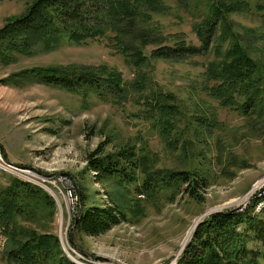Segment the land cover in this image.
<instances>
[{
  "label": "rangeland",
  "instance_id": "1",
  "mask_svg": "<svg viewBox=\"0 0 264 264\" xmlns=\"http://www.w3.org/2000/svg\"><path fill=\"white\" fill-rule=\"evenodd\" d=\"M33 1L0 0V28L8 18L23 14ZM163 4L164 13L154 14L153 22L169 38L164 45L173 46L177 41L174 37L181 36L187 45L200 46L192 26L204 16V0H163ZM228 19L250 56L264 61V13L256 12L251 2L248 11L233 13ZM153 49L147 47L145 54L150 56ZM212 53L185 60L151 59L141 68L150 78V88L171 95L180 109L177 126L182 137L176 149L168 147L153 126L158 116L146 108L144 92L130 89L128 98L119 102L123 95L119 91H114V96L109 92L105 97L91 93L84 98L37 83L24 82L16 87L2 82L36 67L107 65L122 74L127 88L137 72L125 64L107 38L30 57L18 56L16 63L0 65V143L10 162L35 177L16 178V169L11 174L0 172V190L17 180L45 193L53 206L51 218L42 214L40 226L33 224L31 228L55 234L72 263L175 264L198 219L200 224L211 212L250 206L261 192H254V186L264 178V113L241 115L221 107L206 93L204 74L214 59ZM107 140L105 152H116L124 145L147 149L157 156V168L195 172L205 177L207 188L198 189V200L190 198V191L183 185L173 201L166 195L151 201L131 187L130 199L122 197L118 204L131 208V201L139 198L143 213L139 218L129 213L126 223L104 235H75L72 240L80 197L85 206H112L108 194H124L111 182L98 183L86 169L88 153ZM45 206L48 213V204ZM4 243L0 234V264H13L6 260Z\"/></svg>",
  "mask_w": 264,
  "mask_h": 264
},
{
  "label": "trees",
  "instance_id": "2",
  "mask_svg": "<svg viewBox=\"0 0 264 264\" xmlns=\"http://www.w3.org/2000/svg\"><path fill=\"white\" fill-rule=\"evenodd\" d=\"M251 2L256 12L264 13V0H204V16L192 26L200 42L195 47L187 45L181 36L174 37L177 41L173 46L164 45L169 38L153 22L154 14L165 11L163 0H34L23 14L8 18L0 28V65L16 63L18 56L30 57L107 38L137 74L127 88L122 74L107 65L36 67L2 82L16 87L24 82L37 83L84 98L91 93L105 97L109 92L114 96V91H119L123 93L119 102L128 98L130 89L144 92L146 108L158 116L153 126L167 146L176 149L182 137L177 126L180 109L171 95L150 88V78L141 68L151 59L185 60L212 50L214 59L204 74L206 93L221 107L241 115L263 114L264 61L250 56L228 19L233 13L248 11ZM147 47L154 48L150 56L145 54ZM108 143L88 153L86 169L98 183L111 182L124 194L109 193L112 206H85L80 197L82 210L76 225L73 220L72 240L75 235H104L126 223L129 213L139 218L143 214L139 198L131 201V208L118 204L122 197L130 199L131 187L151 201L161 195L173 201L183 185L190 191V198L198 200V189L207 188V180L200 174L157 168V156L147 149L124 145L116 152H105ZM257 202L253 200L243 211L224 210L205 217L175 264H264V210L255 212ZM46 204L48 213L44 212ZM52 208L45 193L30 184L11 180L10 186L0 190V234L5 239L4 254L9 263L75 264L65 257L55 234L31 228L33 224L40 226L42 214L51 218Z\"/></svg>",
  "mask_w": 264,
  "mask_h": 264
},
{
  "label": "built area",
  "instance_id": "3",
  "mask_svg": "<svg viewBox=\"0 0 264 264\" xmlns=\"http://www.w3.org/2000/svg\"><path fill=\"white\" fill-rule=\"evenodd\" d=\"M0 165L11 166V168L16 169V176H15L16 178H19V179L21 178V179H26V180L35 178L34 173L8 160L5 154L4 147L1 143H0ZM253 190H255L254 192L264 191V178L260 179L259 183L254 186Z\"/></svg>",
  "mask_w": 264,
  "mask_h": 264
},
{
  "label": "bare ground",
  "instance_id": "4",
  "mask_svg": "<svg viewBox=\"0 0 264 264\" xmlns=\"http://www.w3.org/2000/svg\"><path fill=\"white\" fill-rule=\"evenodd\" d=\"M12 170H15V169H13V168H11V166H3V165H0V172L1 173H7V174H11L12 172ZM258 184V183H257ZM253 193H251V195H252ZM250 196V195H249ZM256 199H257V205H256V207H255V212L256 213H258L260 210H264V191H261L258 195H256ZM247 207V205L245 204L243 207H242V209L241 210H239V211H243L245 208ZM264 212V211H263ZM262 213V212H261ZM260 213V214H261ZM260 214H258V215H260ZM191 232H192V228H191V230H190V232H189V234L187 235V237H186V240H185V242H187L188 241V239L190 238V234H191ZM184 245V244H183Z\"/></svg>",
  "mask_w": 264,
  "mask_h": 264
},
{
  "label": "water",
  "instance_id": "5",
  "mask_svg": "<svg viewBox=\"0 0 264 264\" xmlns=\"http://www.w3.org/2000/svg\"><path fill=\"white\" fill-rule=\"evenodd\" d=\"M81 210H82V207L80 206V209H79L78 215L81 213ZM212 213H214V212L209 213L208 216L211 215ZM78 215H77V217L75 218V223H74L75 225H76V221H77V219H78ZM197 222H198V223L195 224V226H194V227H195L194 230H195L196 227L198 226V224H199V222H200V219H198ZM191 238H192V237H191ZM190 240H191V239H190ZM190 240H189V241H190ZM184 248H185V246L181 249V251H180V253L177 255V257L181 255V252L183 251ZM177 257L175 258V260L177 259Z\"/></svg>",
  "mask_w": 264,
  "mask_h": 264
},
{
  "label": "crops",
  "instance_id": "6",
  "mask_svg": "<svg viewBox=\"0 0 264 264\" xmlns=\"http://www.w3.org/2000/svg\"><path fill=\"white\" fill-rule=\"evenodd\" d=\"M0 142H1V135H0ZM4 148H5V146H4Z\"/></svg>",
  "mask_w": 264,
  "mask_h": 264
}]
</instances>
